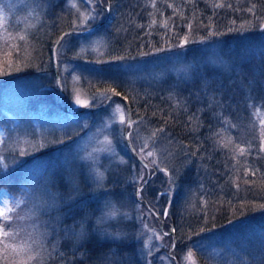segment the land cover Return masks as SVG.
I'll return each mask as SVG.
<instances>
[{"label":"rangeland","instance_id":"obj_1","mask_svg":"<svg viewBox=\"0 0 264 264\" xmlns=\"http://www.w3.org/2000/svg\"><path fill=\"white\" fill-rule=\"evenodd\" d=\"M52 1L61 3L56 14L58 33L51 41L52 51L37 63L44 71L43 88L49 94L39 103L29 102L33 84L38 86L42 82L33 77L17 79L13 85L3 86L0 93V109L11 122L8 138L0 125L1 160L10 159L13 166L20 162L25 171L24 192L19 197L23 203L17 208L13 205L12 193L6 188L0 189V207L7 200L8 206L17 210L11 214V221L0 226V240L8 241L4 246L0 244V264H202L197 250L230 264L239 260L230 255L233 244L239 251L246 248L257 253L261 259L260 252L264 251L260 249L264 247V110H259L256 117L249 113L248 127L231 128L235 141L244 143L237 158L219 160L213 175L207 165L195 171L201 183L189 181L184 192L181 191L183 198L177 208L172 207L178 189L181 190L176 180L190 174L193 167L186 146L165 130L158 131L153 138L152 133L159 129L143 115H134L131 121L135 123L129 126L128 107L123 99L113 95L116 91L90 86L75 69L74 55L104 57L109 51L112 32L108 27L98 33L84 32L88 35L83 38L75 31L103 22L108 13L106 0ZM7 2L20 4L25 13L30 11L33 18H40L41 13L31 9L29 0ZM161 16H166V9ZM24 17L22 28L24 36H28L33 27ZM156 23L162 24L159 20L153 24ZM70 28L75 32L65 35L57 45L61 34ZM125 31L119 30V33ZM160 38L166 41L167 35ZM40 47L29 44L20 48L18 73H25L30 65L24 59H34L35 53H42ZM177 69L187 77L192 73L184 59ZM49 81H52L50 85ZM110 95L113 97L109 99ZM78 99L81 103H77ZM106 101L104 107L89 111ZM67 106L72 112L65 109ZM121 113L124 122L120 120ZM256 121L259 131L253 132ZM227 124L231 125L230 120ZM128 138L137 154L129 146ZM145 142L148 148L141 153ZM52 147L55 154L50 151ZM148 150H153L155 155L147 157ZM138 155L149 163L148 167ZM25 161L28 162L25 164ZM63 164L68 167L54 179L63 185V196L67 190L74 195L80 186L91 185L86 188L90 196L84 199L90 205L87 213L76 216L70 211L63 213L56 202L57 192H45L47 188L42 179L49 180ZM98 172L103 173L102 178L97 176ZM144 182L146 185L138 190ZM220 192H224L221 200L229 210V223L224 228L213 225L216 207L209 213V207L216 202L212 195ZM249 215L250 222L238 220H247ZM5 228L17 235L5 237L1 232ZM92 235L103 247L92 250L88 245L86 249Z\"/></svg>","mask_w":264,"mask_h":264},{"label":"trees","instance_id":"obj_2","mask_svg":"<svg viewBox=\"0 0 264 264\" xmlns=\"http://www.w3.org/2000/svg\"><path fill=\"white\" fill-rule=\"evenodd\" d=\"M29 2L31 9L41 13L39 19L33 18L30 11L26 15L20 4L13 2L10 5L7 0H0V93L3 86L13 85L17 79L40 78L43 84H33L34 92L28 98L30 103H39L49 92L43 88L46 79L42 78L44 71L37 63L43 55L52 51L51 41L58 33L56 14L60 12L61 3L52 0ZM106 6L107 21L90 32L98 33L108 27L112 32L109 35V51L104 57L96 54L74 55L75 69L90 86L114 89L120 94L118 97L125 101L128 109L130 107L132 117L145 116L157 129L167 131L186 146L193 167L190 174L186 173L176 180L181 188L172 203V207H176L189 181L201 183L195 171H201L207 165V170L213 175L219 160L237 158L244 143L235 141L231 128L240 130L241 127H248L249 113H254L256 117L259 110H264V0H106ZM165 9L163 19L161 15ZM23 17L28 18L33 27L28 36H24ZM157 20L162 24H153ZM70 30L62 34L76 31L82 38L88 35L83 31ZM119 30L126 31L119 33ZM164 34L167 35L166 41L160 38ZM183 37H187V43ZM29 44L41 45L42 53H35L37 57L33 56L34 59H24L30 65L25 73H18L20 48ZM183 59L192 70L188 77L177 69ZM49 82L50 85L52 81ZM97 110L89 109L91 112ZM227 120L231 125L227 124ZM10 123L0 109V125L6 138L10 137ZM254 131H259L257 121ZM240 137L244 141V137ZM1 159L2 156L0 189L6 188L12 193V202L17 208L19 197L24 192V166L19 161L13 166L10 159ZM49 160L53 164V157ZM200 164L201 169L198 168ZM66 166L57 167L49 180L44 176L45 192H57L56 202L63 213L70 211L75 216L87 213L90 205L84 199L90 196L86 190L90 184L88 187L80 186L74 195L67 190L63 196V185L54 181L56 175H62L61 171H65ZM72 179L71 176L70 181ZM222 197L224 192L212 195V200L216 202L209 207L210 215L216 207V223L213 225L220 228L229 223V210L222 203ZM15 208L11 214L17 212ZM238 220L250 222L251 216L247 220ZM5 231L8 232L6 228L1 231L2 235ZM95 240L92 235L85 245L86 249L88 245L92 250L103 247ZM7 243L6 238L0 240L3 246ZM231 247L230 255L239 260L230 264H264V251L260 252L262 261L257 253L246 248L239 251L234 244ZM260 249L264 250V247ZM196 255L202 264H224L220 257L211 259L200 250Z\"/></svg>","mask_w":264,"mask_h":264},{"label":"snow or ice","instance_id":"obj_3","mask_svg":"<svg viewBox=\"0 0 264 264\" xmlns=\"http://www.w3.org/2000/svg\"><path fill=\"white\" fill-rule=\"evenodd\" d=\"M92 19H95V17H92ZM187 42H188V41H187V37H185V43H187ZM120 59H123V58L121 57ZM113 91H115V90L113 89ZM117 95H118V93H117ZM77 103H81V102L79 101V99L77 100ZM120 120H121V122H124V116H123L122 113H121V115H120ZM134 123H135V121H131V120L128 121L129 126H131V125L134 124ZM158 131H163V130H162V129H159V130H157V131H154V132L152 133V137H153V138L156 136V134H157ZM129 136H131V133H129ZM147 148H148V144H147V142H145L144 147H142V148L140 149V152H141V153H144L145 150H146ZM241 151H243V149H241ZM146 155H147V157H153V156L155 155V153H154L153 150H148V151L146 152ZM154 162H155V161H154ZM163 171L167 172V169H163ZM97 176H98L99 178H102V177H103V173H99V172H98V173H97ZM17 203H18V204H21V203H23V200H20V201H18ZM13 211H14V209H13L12 207H9V206H8V201L5 200V201L3 202V207H0V226H2L3 224H5V223H7V222H9V221H11V220L13 219V217H12V215H11V213H12ZM112 215H115V213L113 212ZM173 231H174V229H173ZM3 235H4L5 237H8L9 235H17V233H9V232L5 231V232L3 233ZM188 256L190 257V256H191V253H189ZM193 264H195V262H193Z\"/></svg>","mask_w":264,"mask_h":264},{"label":"water","instance_id":"obj_4","mask_svg":"<svg viewBox=\"0 0 264 264\" xmlns=\"http://www.w3.org/2000/svg\"><path fill=\"white\" fill-rule=\"evenodd\" d=\"M108 10H110L109 7H108ZM95 27H97V26H94L93 28H95ZM93 28L85 29V30H83V32H88V31L92 30ZM70 31H73V30H70ZM64 35H65V33L62 34L61 39L64 37ZM111 97H113V95H110V96H109V99H110ZM105 105H106V102H105L104 104L100 105V106H97V108H102V107H104ZM128 115H129V119H128V121H129V120H132L131 109H130V107H129V109H128ZM128 137H129V136H128ZM128 144H129V146H130L131 148H133V144L131 143V141H130L129 138H128ZM133 150H134V152L137 154V152L135 151L134 148H133ZM138 157H139V159H141L139 155H138ZM177 264H179V263H177Z\"/></svg>","mask_w":264,"mask_h":264},{"label":"bare ground","instance_id":"obj_5","mask_svg":"<svg viewBox=\"0 0 264 264\" xmlns=\"http://www.w3.org/2000/svg\"><path fill=\"white\" fill-rule=\"evenodd\" d=\"M107 21V19L106 20H104V22H101L100 24H98V25H96V26H99V25H101V24H103V23H105ZM94 27V26H93ZM93 27H91V28H93ZM96 28V27H95ZM95 28H93V29H95ZM92 29V30H93ZM91 31V30H90ZM90 31H88V32H90ZM113 95H117V93H115V94H113ZM117 96H120V94H118ZM106 103H107V101H106ZM104 104V103H103ZM92 108H96V109H98L97 108V106H93ZM91 109V108H90ZM66 110L67 111H69V112H72L71 111V109L67 106L66 107ZM82 114L84 113V112H81ZM81 114V115H82ZM140 158L141 159H139V160H141V162L145 165V166H147L148 167V165H149V163L147 162V161H145V160H143V158L140 156ZM151 177V176H150ZM149 177V178H150ZM149 178L146 180V182H148V180H149ZM146 182H144L142 185H140L139 187H138V190H140L141 188H143L145 185H146ZM142 200V199H141ZM52 213V212H51ZM53 214V213H52ZM173 232H175V231H173Z\"/></svg>","mask_w":264,"mask_h":264}]
</instances>
